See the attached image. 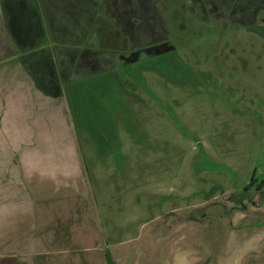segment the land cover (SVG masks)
Instances as JSON below:
<instances>
[{
    "label": "rangeland",
    "instance_id": "374dc122",
    "mask_svg": "<svg viewBox=\"0 0 264 264\" xmlns=\"http://www.w3.org/2000/svg\"><path fill=\"white\" fill-rule=\"evenodd\" d=\"M25 2L0 0V264H264V0H93L118 40L88 46L58 39L80 3ZM76 47L105 72L50 101Z\"/></svg>",
    "mask_w": 264,
    "mask_h": 264
},
{
    "label": "crops",
    "instance_id": "0c3cea01",
    "mask_svg": "<svg viewBox=\"0 0 264 264\" xmlns=\"http://www.w3.org/2000/svg\"><path fill=\"white\" fill-rule=\"evenodd\" d=\"M62 1H66L67 3L70 1V3L74 4V3H80L83 7H85V9L88 11H83L86 14V17H84L83 19L78 21H75L74 23H72V25H75V28H63L60 33L58 34L60 38V41H62L61 39L67 37L66 35L71 36L73 39H70L72 41H76V42H83L84 44L90 42L92 39H94V36H98L97 38H99V36L101 37H105L104 39L108 38V36H111V38L114 39V43L116 40H118V37L116 36V33H114V29L111 28V24H109L108 22L105 21H98L95 22V13L92 10H90L88 7L89 5H93V0H62ZM25 5H27V0L24 3ZM26 10L24 12V17L27 20L26 24H25V34L23 35V37L21 36V39L23 41L24 44L29 43L30 39V33H29V22L33 21L34 22V29L36 30L37 34H40V38H42L43 36V32H42V20H43V12L46 13V17L47 19H49V11L48 10H40L37 8H29V7H25ZM57 9V8H56ZM55 9V10H56ZM54 10V11H55ZM15 14V12L13 13ZM58 15V14H56ZM16 19V17L13 18V20ZM14 22V21H13ZM10 26V25H9ZM81 26H85V29H81ZM11 31L13 32V30L15 31L14 25L12 28H10ZM21 31V28H20ZM45 34V31H44ZM15 35V33L13 34ZM68 36V37H69ZM80 36V38H78ZM16 37V36H15ZM40 38L37 37V39L39 40ZM103 40V39H101ZM86 46H88V44H86ZM85 49V48H84ZM34 50V49H33ZM86 51H88L86 49ZM31 52V50H26L25 52L21 53L20 58H22V56L28 55ZM94 53V51H92ZM60 53L61 56H59ZM57 56L66 59V58H72L71 64H69L68 62L65 63L64 65H62L61 68V72L57 71L55 69V66H53L51 64V61L54 62L53 60L50 59L49 55H46L47 60L49 61V69H50V73L52 75L51 78V82H50V87L48 89H51V92L49 93V99L50 101H62V97H63V93L61 92V85H59V81L63 80L66 77V81L68 80H72L74 79L75 81H78L80 79L83 78H89L91 76H95L97 74H101L104 73L105 70H103V65H101V68L97 67L94 70V65L97 64L98 62L95 60V56L90 55L89 54H85V52H82L79 50L78 47L71 49L70 51H63L60 52ZM54 57V56H53ZM81 57V59L79 60V58ZM95 60V61H94ZM40 62V61H39ZM24 63V62H23ZM91 67H93L92 69H90ZM110 68V67H109ZM106 69V67L104 68ZM63 75H61V74ZM49 75V76H51ZM64 77V78H63ZM68 77V78H67ZM65 81V79H64ZM47 92V91H45ZM47 100V99H46ZM73 167V164H71V162H64L61 163L58 167L56 168H46V169H57V170H62V169H71Z\"/></svg>",
    "mask_w": 264,
    "mask_h": 264
},
{
    "label": "trees",
    "instance_id": "16d2710c",
    "mask_svg": "<svg viewBox=\"0 0 264 264\" xmlns=\"http://www.w3.org/2000/svg\"><path fill=\"white\" fill-rule=\"evenodd\" d=\"M251 184L253 185V181L251 182ZM252 185H249V186L252 187ZM258 189L259 190L262 189L261 185L258 187ZM105 259H106L107 264H115L114 260L112 259L110 252H108V251L105 252Z\"/></svg>",
    "mask_w": 264,
    "mask_h": 264
}]
</instances>
